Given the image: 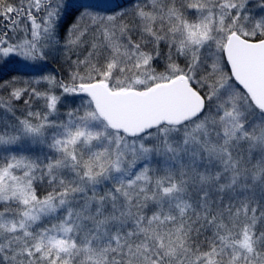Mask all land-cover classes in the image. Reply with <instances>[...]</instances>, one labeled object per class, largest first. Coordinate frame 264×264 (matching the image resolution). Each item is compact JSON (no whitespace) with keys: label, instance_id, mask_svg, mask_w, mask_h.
Instances as JSON below:
<instances>
[{"label":"snow or ice","instance_id":"snow-or-ice-1","mask_svg":"<svg viewBox=\"0 0 264 264\" xmlns=\"http://www.w3.org/2000/svg\"><path fill=\"white\" fill-rule=\"evenodd\" d=\"M107 2L0 0V264H264V0Z\"/></svg>","mask_w":264,"mask_h":264},{"label":"water","instance_id":"water-1","mask_svg":"<svg viewBox=\"0 0 264 264\" xmlns=\"http://www.w3.org/2000/svg\"><path fill=\"white\" fill-rule=\"evenodd\" d=\"M159 106L166 107L171 110H183L188 106V101L181 96L163 98L158 101Z\"/></svg>","mask_w":264,"mask_h":264},{"label":"rangeland","instance_id":"rangeland-1","mask_svg":"<svg viewBox=\"0 0 264 264\" xmlns=\"http://www.w3.org/2000/svg\"><path fill=\"white\" fill-rule=\"evenodd\" d=\"M88 2H97L99 4H108L107 0H88ZM10 25L9 21H7L5 18L0 17V31H8ZM8 35L11 36L12 32L8 31ZM12 67V66H9Z\"/></svg>","mask_w":264,"mask_h":264},{"label":"trees","instance_id":"trees-1","mask_svg":"<svg viewBox=\"0 0 264 264\" xmlns=\"http://www.w3.org/2000/svg\"><path fill=\"white\" fill-rule=\"evenodd\" d=\"M89 3H92L93 5H94V10H96V11H103V10H105V9H108V8H110L111 7V4L110 3H108V4H99V3H97V2H89ZM251 6V5H250ZM50 68H55V67H57V65H55L54 63L53 64H51L50 66H49ZM25 73H30V70H28V69H25ZM12 75H16V73H11ZM4 79H7V77H3Z\"/></svg>","mask_w":264,"mask_h":264}]
</instances>
